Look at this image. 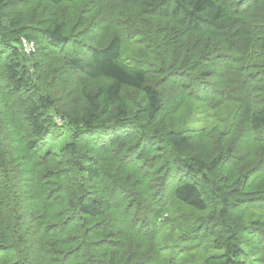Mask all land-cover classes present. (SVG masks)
I'll return each mask as SVG.
<instances>
[{"label": "trees", "instance_id": "1", "mask_svg": "<svg viewBox=\"0 0 264 264\" xmlns=\"http://www.w3.org/2000/svg\"><path fill=\"white\" fill-rule=\"evenodd\" d=\"M33 1L0 0V264H264V212L242 208L264 209V174L235 148L237 112L206 113L204 131L217 130L206 157L189 156L190 121L157 120L166 76L204 91L211 65L229 63L236 73L216 91L240 108L250 96L243 131L264 144V0H87L105 29H121L103 43L81 16L45 12L76 0ZM51 48L83 53L68 58L95 82L77 89L79 114L47 85L39 59Z\"/></svg>", "mask_w": 264, "mask_h": 264}, {"label": "rangeland", "instance_id": "2", "mask_svg": "<svg viewBox=\"0 0 264 264\" xmlns=\"http://www.w3.org/2000/svg\"><path fill=\"white\" fill-rule=\"evenodd\" d=\"M38 2H34L31 0L30 8H33L36 6ZM88 4L87 0H76V2L72 6L67 7H61L56 8L52 6H46L45 12L47 15H51L50 11L55 10L58 14L63 10L62 15H68L70 17H77L81 16L78 19L82 20V22H85L84 33L86 36H90L98 39L100 43H103L105 40V36L110 33V35L114 32H118L121 34V29L117 27H110L109 29H105L102 23H100L101 18H103L104 15L98 16V11H100V8L93 9L91 13H87L85 11L86 5ZM44 5V4H43ZM43 8V6H41ZM89 8V7H88ZM45 9V8H44ZM17 11H19L17 9ZM95 27V28H94ZM130 37L125 38L124 44H123V57L134 54L132 52L134 50L133 46L131 45V41L128 40ZM45 43L41 40L40 45H44ZM145 46V45H144ZM42 47V46H41ZM143 47V46H142ZM35 49V46L34 48ZM42 52H45L43 56L40 57V61L45 63V67L48 68L50 78L46 79V81H49L47 85L50 87H54V92L57 96H60L63 100L60 104L70 111H74L75 114H79L82 111L83 107L82 102L80 98L77 96V89L79 86L82 85H90L91 83L94 84L95 82L93 80H90L85 76V74L81 72H75L68 64V58L73 57L77 55L79 59H81L82 52H73L72 50H55L53 48L43 50ZM146 52H141L144 54ZM149 53V52H148ZM147 54V53H146ZM213 67V73H214V80L211 81V85L215 86L213 89H205L204 91H196L191 92L189 86H184L182 83L184 81L183 77H178L176 75H170L166 76L169 77V79L161 82L157 89L161 92V99H162V107L160 110V113L158 115L157 120L159 122H170L171 127L175 126H182L184 122L190 121L191 127H190V140L192 141V149L189 152V156H202L206 157L207 152L212 149V139L217 134L216 127L214 126L210 133L204 131L203 128H205V119H206V113L211 112V110L214 109L215 103H222L223 106L220 109V114L224 115L227 114V112L230 111H236V117L234 119V132H236V136L238 137V142L236 143V150L238 154L242 158V162L244 161L247 163L251 168V170H254L256 175L262 176L264 174V144H258L256 143L250 134L247 135L245 130L243 131V125L241 124L240 117L241 114H244L246 105L248 103L252 104V100L250 99V96L245 100V105L240 108V105L237 102H230L228 99L225 98V101L222 100V95L216 91V83L218 84V80L222 79L225 82H227L235 73L236 69L232 67L229 63L225 64H218L214 63L211 65ZM60 73V74H59ZM167 72H164L161 74V78H163ZM217 75V76H216ZM224 77V79H223ZM228 86V85H227ZM225 85V87H227ZM193 88V86H191ZM245 92L248 94L247 89L244 87ZM190 91V92H189ZM232 89H230V93H232ZM140 99L141 102V96H133L130 97L131 102L132 101H138L135 100ZM235 100L240 99V93L239 89L234 95ZM210 109V110H209ZM229 111V112H230ZM213 112V111H212ZM214 113V112H213ZM229 114V113H228ZM2 119H5L6 117H9L10 115L8 113H1ZM14 117L17 121V124H20L19 116L17 113L14 114ZM57 123L61 124L59 118L56 119ZM145 123V121H144ZM146 124V130L150 132V130L147 127ZM148 126H151V124L148 123ZM210 128H208L209 130ZM21 131V129L19 128ZM23 131H21L19 134H12L10 133V136L15 135L19 139L22 138ZM134 139V138H133ZM159 142L162 141L161 138L156 137ZM147 142V140H146ZM144 145L143 142H141L139 145ZM160 144V143H159ZM138 145V146H139ZM161 145V144H160ZM159 146V145H158ZM163 146V145H162ZM164 147V146H163ZM161 148V147H160ZM147 149V147H146ZM138 149H136L137 151ZM160 152L165 151L164 149H160ZM16 152V150H14ZM167 151V150H166ZM17 153V152H16ZM154 151L148 150L146 151L147 155H152ZM17 156L20 158V160H23L19 153H17ZM22 172L24 170V167L28 166V164H25L24 160L18 163ZM253 165V168H252ZM43 166H40V169ZM133 167V166H132ZM126 167H122V171H126ZM131 170V168H129ZM252 175V174H251ZM252 176L249 177V182L252 183ZM28 180L26 177H21L20 180V194L23 196V194H27L29 187H28ZM243 216L244 218H249L252 216L253 212H264V209H261L259 205H252L247 204L243 207Z\"/></svg>", "mask_w": 264, "mask_h": 264}, {"label": "built area", "instance_id": "3", "mask_svg": "<svg viewBox=\"0 0 264 264\" xmlns=\"http://www.w3.org/2000/svg\"><path fill=\"white\" fill-rule=\"evenodd\" d=\"M22 44H23V49L25 52L30 53L34 51V43L32 41H28L23 39L22 40Z\"/></svg>", "mask_w": 264, "mask_h": 264}]
</instances>
